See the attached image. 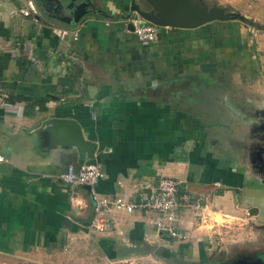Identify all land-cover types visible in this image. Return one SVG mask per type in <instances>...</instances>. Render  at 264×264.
I'll return each mask as SVG.
<instances>
[{"label": "crops", "instance_id": "1", "mask_svg": "<svg viewBox=\"0 0 264 264\" xmlns=\"http://www.w3.org/2000/svg\"><path fill=\"white\" fill-rule=\"evenodd\" d=\"M156 1L0 0V91L11 105L0 101V264H41L29 254L56 264L57 248L72 255L85 244L109 264H206L216 241L227 237L218 222L192 227L185 209L179 217L189 241L157 233L155 213L140 210L117 213L104 234L89 235L90 191L59 181L69 165L97 163L103 177L95 191L111 200L123 194L143 199L146 186L175 172L183 177L180 190L202 199L213 220L220 215L223 222L264 224L256 209L240 205L246 192L264 188L247 186L230 157L212 158L205 150L207 123L185 104L225 74L262 76L255 34L234 20L215 21L194 30L160 28L156 42H143L124 17L134 6L149 11ZM191 1L205 10L216 3ZM82 3L88 13L79 23L55 18L73 15ZM258 3L264 18V0L248 7ZM55 119L80 125L84 139L96 144L92 159L81 161L74 145L58 139L46 124ZM170 120L193 126L195 146L187 136L170 140ZM240 233V240L250 238Z\"/></svg>", "mask_w": 264, "mask_h": 264}, {"label": "rangeland", "instance_id": "2", "mask_svg": "<svg viewBox=\"0 0 264 264\" xmlns=\"http://www.w3.org/2000/svg\"><path fill=\"white\" fill-rule=\"evenodd\" d=\"M209 1H216V3L209 4L208 9L221 7L224 16L233 17L235 19L234 22L238 25L253 31L256 37L253 40L254 54L261 57L264 64V18L263 13L260 12L262 5L258 3L252 9L250 6L248 7L249 1L258 2L259 0ZM252 11L253 14L251 13ZM72 16L56 15L55 18L65 23L66 21H71ZM216 81L217 83H214L211 88H203L201 94H193L191 95L192 98L185 102L187 107L192 108L189 113H196L200 120L207 123L205 130L209 142L206 143L207 148L205 150L212 153V158H215V156L230 157L233 163L232 167L245 177L247 186L252 188V190L254 188L263 189L264 74L260 75V77H237L235 74H225V76L220 77ZM173 97H170L171 102ZM170 126L172 127L170 129V140L174 141L178 136H187L190 138L188 143L191 146H195L196 142L191 141V138L196 136L193 134L194 129L191 130L192 125L189 127V124L181 125L180 121L177 123L170 120ZM176 153L180 154L179 151H176ZM232 158H234V161H232ZM186 177H189L188 173ZM170 178L183 180V177L175 172L170 173ZM246 193H248V199L242 200L240 205L247 206L249 209H256L258 216L264 219V191L259 193L248 191ZM230 196L233 197V194ZM231 202L232 199L229 200V206H231ZM247 202L253 203V206ZM251 212H254V210ZM250 215L251 213H248L247 217H250ZM215 220L224 225L223 232H226L227 237L221 242L219 239L216 241L217 247L209 254V261L206 264H264V224H254L255 221L253 222V220L256 219L253 218L251 221L248 220V222L242 221L241 225L238 224L237 219L232 220L230 218L227 219L228 222H223L220 215H217ZM252 222L256 228L251 226ZM42 228H45V224H43ZM241 231L250 233H244V237L248 235L251 238L254 234L253 239L245 238L243 241L240 240L238 236ZM28 233L31 232L28 231ZM25 237H27V233ZM89 240L92 243V240ZM240 244L241 246H238ZM45 249L46 247H42V250ZM57 249L59 251L57 254L68 255V253L62 251V248ZM91 250L95 252L90 253ZM73 252L76 253L68 255V258L59 255L54 256L55 263L109 264L107 261L102 260L103 255L95 247L92 249L91 244L88 246L85 244L83 248L78 247ZM27 256H29L28 259L39 260L41 264L44 263V258L42 259V257H45L44 255L29 254Z\"/></svg>", "mask_w": 264, "mask_h": 264}, {"label": "built area", "instance_id": "3", "mask_svg": "<svg viewBox=\"0 0 264 264\" xmlns=\"http://www.w3.org/2000/svg\"><path fill=\"white\" fill-rule=\"evenodd\" d=\"M133 26V34L143 42L153 43L158 38L159 27L147 22L137 14H133L128 20ZM68 32L64 31V34ZM69 33H72L69 31ZM76 33L73 39L76 40ZM9 95L0 91V101L6 107H11ZM4 158L0 156V163ZM103 177L97 163H88L75 167L69 165L59 176V179L71 187H89L93 202V215L88 224V234H104L108 224L114 223L115 214L126 212L132 213L136 210L151 211L155 213L151 224L157 233L167 236L177 242L189 241L192 234L188 229H181L179 211L185 209L191 214L192 227L202 228L210 225L213 220L204 201L198 197L182 192L180 182L170 177L159 179L154 187L146 186L149 191L143 199L131 201L125 194L115 198L106 199L99 197L95 191L99 180ZM212 219V220H211Z\"/></svg>", "mask_w": 264, "mask_h": 264}, {"label": "water", "instance_id": "4", "mask_svg": "<svg viewBox=\"0 0 264 264\" xmlns=\"http://www.w3.org/2000/svg\"><path fill=\"white\" fill-rule=\"evenodd\" d=\"M153 9L143 11L137 6L132 8V13L139 15L147 22L159 28H173L183 30H194L211 22L223 20L224 16L221 9L210 8L202 9L191 0H157ZM86 4L82 3L75 7L72 20L66 21L67 24H77L80 19L87 14ZM132 14L124 17L128 20ZM127 30L133 32L131 23L127 24ZM58 135V139L64 143L72 144L80 153V160L92 159L96 150V144L84 139L80 125L72 119H55L47 121ZM61 181V180H59ZM62 182V181H61ZM63 183V182H62ZM90 191L89 187H82Z\"/></svg>", "mask_w": 264, "mask_h": 264}, {"label": "trees", "instance_id": "5", "mask_svg": "<svg viewBox=\"0 0 264 264\" xmlns=\"http://www.w3.org/2000/svg\"><path fill=\"white\" fill-rule=\"evenodd\" d=\"M233 20H235L233 17H226V18H224L223 20H221V21H229V22H232ZM220 21V20H219ZM216 22H218V21H216ZM251 186V185H250ZM252 187H254V186H252ZM258 188V187H257ZM254 189H256V188H254Z\"/></svg>", "mask_w": 264, "mask_h": 264}]
</instances>
